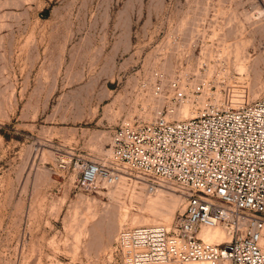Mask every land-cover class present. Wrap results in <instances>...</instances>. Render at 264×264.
<instances>
[{"label": "rangeland", "instance_id": "1", "mask_svg": "<svg viewBox=\"0 0 264 264\" xmlns=\"http://www.w3.org/2000/svg\"><path fill=\"white\" fill-rule=\"evenodd\" d=\"M156 70L183 82L189 116L257 98L264 0H0V264H121L117 233L153 219L152 194L79 188L69 160L104 157L119 123L167 107ZM166 191L169 225L184 200Z\"/></svg>", "mask_w": 264, "mask_h": 264}, {"label": "built area", "instance_id": "2", "mask_svg": "<svg viewBox=\"0 0 264 264\" xmlns=\"http://www.w3.org/2000/svg\"><path fill=\"white\" fill-rule=\"evenodd\" d=\"M152 74L167 107L151 120L119 123L104 157L72 154L69 160L70 165L74 159L76 185L87 191L126 181L142 183L148 191L168 185L183 197L169 225L121 227L114 243L116 259L121 264H264V90L232 106L205 99L195 115L175 117L176 105L188 99L186 87L159 70ZM202 88L203 83H195L192 91ZM60 162L65 167L62 158ZM216 226L226 238L201 237L203 227Z\"/></svg>", "mask_w": 264, "mask_h": 264}, {"label": "bare ground", "instance_id": "3", "mask_svg": "<svg viewBox=\"0 0 264 264\" xmlns=\"http://www.w3.org/2000/svg\"><path fill=\"white\" fill-rule=\"evenodd\" d=\"M259 93L258 89H254L252 91V95L253 97H256ZM233 104V103H232ZM196 112L192 113L191 115H195ZM178 114L180 117H188L190 115L189 113V107L186 103L181 104V106L178 108ZM125 184V181L119 182L117 184H115L113 187V190H119V188H122ZM123 184V185H122ZM127 184V182H126ZM129 186H133L134 188L132 190L136 191V188L142 186V190L148 194L150 196V194H152V196L150 198H148V200L146 201V205L145 209H147L151 215V219L153 217L152 220H146V219H141V218H134L131 221V225H139V224H147V223H156L157 219H160L163 223L168 224L170 222V218L172 217V213L175 210V208L178 207V201H176L175 199H169L164 197L163 195V191H166L168 189H172L171 187H169L168 185H164L161 188H157L154 191H149L146 189L145 185L142 183H137V182H131L128 183ZM126 186V185H125ZM136 186V187H135ZM141 188V187H140ZM138 188V189H140ZM129 190V189H128ZM157 190V191H156ZM155 191L157 192L156 196H153L155 194ZM143 192V193H144ZM167 192V191H166ZM171 192V191H170ZM111 193V192H110ZM133 193V191H132ZM154 193V194H153ZM131 196V195H130ZM112 197V196H111ZM110 197V198H111ZM145 197V194H144ZM179 199H180V204H182L181 202L183 201V197L182 195H178ZM136 198V197H135ZM145 198H143L144 200ZM169 199V200H167ZM143 202V201H142ZM122 204V203H121ZM143 205V204H142ZM110 207L112 205H109ZM109 206L107 207V211L109 212ZM141 207V206H140ZM113 208V207H112ZM119 208V207H118ZM115 209V208H114ZM113 210V209H112ZM118 211V209H116ZM115 210V211H116ZM105 211V210H104ZM121 212V211H119ZM107 213V212H106ZM125 213V212H124ZM105 214V213H104ZM116 214V213H115ZM122 214V213H121ZM118 215V214H117ZM127 214H125L126 217ZM142 215V214H141ZM124 216V215H122ZM139 215L137 214V217ZM144 216V215H143ZM145 217V216H144ZM148 219V218H147ZM110 232V231H109ZM200 235L203 239L208 240V241H213V240H220L222 238H226L227 236L225 235V231L220 227V226H216V227H203L200 230ZM198 262H196V260H192L189 261V263L191 264H227V261L224 260L223 263H216L214 261H210V260H197ZM165 263V262H164ZM174 262H167L166 264H171ZM188 263V262H187ZM147 264H162V263H147ZM175 264H177L175 262Z\"/></svg>", "mask_w": 264, "mask_h": 264}]
</instances>
